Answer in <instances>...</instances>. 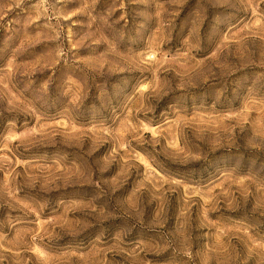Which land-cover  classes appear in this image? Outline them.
I'll use <instances>...</instances> for the list:
<instances>
[{"label": "rangeland", "instance_id": "rangeland-1", "mask_svg": "<svg viewBox=\"0 0 264 264\" xmlns=\"http://www.w3.org/2000/svg\"><path fill=\"white\" fill-rule=\"evenodd\" d=\"M0 264H264V0H0Z\"/></svg>", "mask_w": 264, "mask_h": 264}]
</instances>
